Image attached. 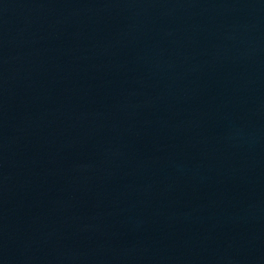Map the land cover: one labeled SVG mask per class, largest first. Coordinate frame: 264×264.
Returning a JSON list of instances; mask_svg holds the SVG:
<instances>
[{"label": "water", "instance_id": "1", "mask_svg": "<svg viewBox=\"0 0 264 264\" xmlns=\"http://www.w3.org/2000/svg\"><path fill=\"white\" fill-rule=\"evenodd\" d=\"M0 264H264V0H0Z\"/></svg>", "mask_w": 264, "mask_h": 264}]
</instances>
